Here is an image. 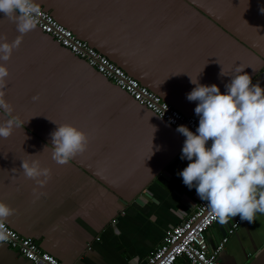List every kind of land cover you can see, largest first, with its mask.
Returning a JSON list of instances; mask_svg holds the SVG:
<instances>
[{
	"label": "crops",
	"instance_id": "1",
	"mask_svg": "<svg viewBox=\"0 0 264 264\" xmlns=\"http://www.w3.org/2000/svg\"><path fill=\"white\" fill-rule=\"evenodd\" d=\"M36 2L184 114L196 115L198 104L187 99L189 76L225 93L243 65L264 88V0ZM19 35L0 13V42ZM0 63L10 73L0 91L13 109L0 108V123H19L0 137V201L13 209L2 220L65 264H143L202 200L178 175L190 163L181 159L185 136L37 26ZM51 120L84 131L87 150L57 164ZM22 160H38L50 179L27 178ZM225 226L208 230L212 247ZM218 260L264 264V214L241 221ZM0 264L34 263L0 241Z\"/></svg>",
	"mask_w": 264,
	"mask_h": 264
},
{
	"label": "clouds",
	"instance_id": "2",
	"mask_svg": "<svg viewBox=\"0 0 264 264\" xmlns=\"http://www.w3.org/2000/svg\"><path fill=\"white\" fill-rule=\"evenodd\" d=\"M260 11L264 13V7ZM0 13L12 20L20 33L11 43L0 42V61L7 62L22 36L36 28L41 9L36 0H0ZM245 68H235L225 93L216 84L204 85L189 76L195 87L187 99L198 101L195 114L199 126L195 133L184 125L176 129L186 137L181 159L190 161L178 175L189 189L195 187L222 225L236 216L253 223L257 213L264 214V88L253 83ZM9 75L8 68L0 63V89L5 88ZM220 75L226 76L223 67ZM0 108L9 114L13 111L3 91ZM57 125L50 134L51 155L57 164L64 165L87 150L89 137L71 124ZM18 126L16 119L0 123V137L8 138ZM21 169L41 186L51 177V170L41 167L38 160H22ZM12 213L13 209L0 201V220ZM4 238L0 233V240Z\"/></svg>",
	"mask_w": 264,
	"mask_h": 264
},
{
	"label": "built area",
	"instance_id": "3",
	"mask_svg": "<svg viewBox=\"0 0 264 264\" xmlns=\"http://www.w3.org/2000/svg\"><path fill=\"white\" fill-rule=\"evenodd\" d=\"M40 9L37 27L43 32L50 34L62 46L85 60L98 73L130 94L140 105L165 119L175 129L184 125L194 133L196 132L199 126V119L196 115H187L175 108L87 40L80 38L51 12L41 6ZM208 146H211V141L208 142ZM113 221L116 222V219ZM217 222L218 218L211 212L207 202L201 200L192 214L181 223L166 230L161 244L147 256L143 264H175L179 258H185L189 264H219V254L229 241V236L238 228L241 220L238 216L237 220L231 223L227 234L216 246L212 247L208 242L207 232ZM0 233L5 237L0 240L1 242L6 243L34 264H65L48 251L43 250L34 239L22 235L3 220H0Z\"/></svg>",
	"mask_w": 264,
	"mask_h": 264
},
{
	"label": "water",
	"instance_id": "4",
	"mask_svg": "<svg viewBox=\"0 0 264 264\" xmlns=\"http://www.w3.org/2000/svg\"><path fill=\"white\" fill-rule=\"evenodd\" d=\"M227 227L229 226V225H231V223H229V224H225ZM226 226H225V228H226Z\"/></svg>",
	"mask_w": 264,
	"mask_h": 264
},
{
	"label": "trees",
	"instance_id": "5",
	"mask_svg": "<svg viewBox=\"0 0 264 264\" xmlns=\"http://www.w3.org/2000/svg\"><path fill=\"white\" fill-rule=\"evenodd\" d=\"M122 90V89H121ZM123 91V90H122Z\"/></svg>",
	"mask_w": 264,
	"mask_h": 264
}]
</instances>
